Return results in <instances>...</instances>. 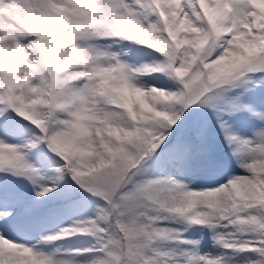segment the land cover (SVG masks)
Listing matches in <instances>:
<instances>
[{
	"label": "snow or ice",
	"instance_id": "snow-or-ice-1",
	"mask_svg": "<svg viewBox=\"0 0 264 264\" xmlns=\"http://www.w3.org/2000/svg\"><path fill=\"white\" fill-rule=\"evenodd\" d=\"M123 44L158 59L138 64L142 53L113 51ZM9 113L39 134L0 140V174L26 180L37 200L70 178L99 203L28 246L5 238L22 220L0 193V264H264V0H0V117ZM213 126L243 174L209 154ZM40 145L58 161L48 181L27 159ZM153 166L189 182L147 176ZM200 170L224 182L189 190ZM193 227L218 255L201 252L203 235L184 237ZM73 237L90 242L37 247Z\"/></svg>",
	"mask_w": 264,
	"mask_h": 264
},
{
	"label": "rangeland",
	"instance_id": "rangeland-1",
	"mask_svg": "<svg viewBox=\"0 0 264 264\" xmlns=\"http://www.w3.org/2000/svg\"><path fill=\"white\" fill-rule=\"evenodd\" d=\"M101 44L109 43V41H101ZM128 51L130 54L132 51H135L137 53H142L143 55H138L135 58L136 63H147L150 62L153 59H158V54L154 53L152 50H149L147 48H142L138 46H132L130 47L128 44H123L119 46V48L114 47L113 51ZM149 86H157L159 87L160 84L163 82L162 78H156V79H147L146 81ZM136 99V98H133ZM10 115H14L11 114ZM20 124L26 125L27 128L25 130L20 131L21 133H16L15 131L6 132L7 129L11 128L12 126H17L16 120L11 117V120L5 121L4 118L0 117V140H3L7 143H12L16 145H21L24 141L28 140L32 135L38 134L35 130V127H32L29 122L23 121L20 119ZM213 131L217 134L218 132L215 131V128L213 126ZM209 141L217 143L218 146L216 149L213 148H207L208 152L211 156H214L215 152L220 149V140L216 138L215 136H210ZM27 159L29 163L36 168L39 171V174L45 177V181H48V178H50L53 175L52 169L58 166L57 159L54 160V158L49 157L46 153L41 151L40 149H34L27 153ZM49 161L48 165H52L50 167L45 168V163ZM224 172H231L234 174H243L241 170L237 167H227L224 169ZM175 175L178 180H181L184 183L189 182L188 176H179L177 175L173 170L170 169H164L162 167L153 166L152 167V173L147 175L150 177H159L163 175L168 174ZM197 175L200 176V179L196 183H192L189 185V190H201L204 187H215L217 183H223L224 180L220 179L221 173L211 170H200L197 172ZM46 186L51 187V183H47ZM63 188H56L54 193H49L45 199H60L61 196L64 194ZM0 193L7 194L6 202H10L17 208L18 213L21 216L22 223L19 227H13L6 230L5 238L14 240L17 243H23L28 246H31L36 243V240L39 238L40 235L43 234H50L57 232L60 228L68 227L73 220H76L78 218H84L91 215L92 208L94 206L93 201L86 200V198H81L83 201H78L75 206L74 210L71 211L70 214H67L63 218H59L54 221L46 220V219H39L35 221H29V223L26 224L27 219H31L32 213L30 215L25 213L26 208H31L33 210L34 206L37 204V200L34 195V188L31 184H29L26 180H23L22 178L17 177H11L8 176L7 178L4 177V175H0ZM18 193L23 194L21 197L18 195ZM74 193V192H73ZM69 194V193H68ZM72 195V194H71ZM202 228H198L200 230ZM192 231V229H189ZM204 231H207V229H204ZM202 230V231H203ZM224 231H229L225 229ZM1 234L4 235L5 230H0ZM188 232V231H187ZM185 234V233H184ZM190 234V233H189ZM210 237L209 233L207 235H204V237ZM90 241L87 240L85 237H73L71 240H64V241H57L53 245L49 246H43L38 245V249L44 252H49L53 248H59L61 251H65L66 248L75 249L80 248L83 246H86L87 243ZM208 242V241H207ZM203 243V242H202ZM204 252H210L212 255H218L220 252V249L215 248V252L212 250H203ZM251 254L249 253V256ZM248 256V255H247ZM243 260V259H242Z\"/></svg>",
	"mask_w": 264,
	"mask_h": 264
},
{
	"label": "bare ground",
	"instance_id": "bare-ground-1",
	"mask_svg": "<svg viewBox=\"0 0 264 264\" xmlns=\"http://www.w3.org/2000/svg\"><path fill=\"white\" fill-rule=\"evenodd\" d=\"M2 235V234H1Z\"/></svg>",
	"mask_w": 264,
	"mask_h": 264
}]
</instances>
